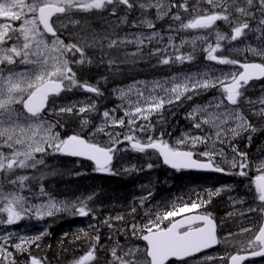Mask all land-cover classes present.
Listing matches in <instances>:
<instances>
[{"label":"snow or ice","instance_id":"obj_1","mask_svg":"<svg viewBox=\"0 0 264 264\" xmlns=\"http://www.w3.org/2000/svg\"><path fill=\"white\" fill-rule=\"evenodd\" d=\"M161 21L167 22L166 29H158ZM181 33L196 34L189 38ZM234 42L244 46L233 47ZM186 45L190 51L182 50ZM198 53L206 61L240 70L133 81L112 90L121 101L118 106L100 111L96 98L104 96L102 83L123 74L125 67L145 59H155L157 65L191 63ZM100 68L107 74L95 83L83 78ZM257 80H264V0H0V225L59 213L91 217L96 224L71 236L64 233L60 241L62 251H68L65 240L81 246V254L69 264H188L191 259L197 264H244L250 257H264V159L253 164L239 147L241 140L250 147L253 136L264 132V87L256 99L247 95L250 82ZM209 90L219 95L193 103ZM74 91L91 95L56 103ZM186 104L189 130L169 142L165 112L175 116L172 110ZM73 122L76 129L66 133ZM158 124L161 130L155 135ZM129 150H152L178 172L246 177L247 191L233 196L235 186L221 185L148 207L154 191L142 185L146 195L135 198L127 213L99 220L95 191L58 200L41 182L57 174L42 171L48 169L47 158L56 155L85 158L94 162L93 171L109 175L155 167L132 164L116 170L114 159ZM27 193L46 199L33 203ZM222 193H229L234 209L227 217L242 218L237 230L224 236L219 235L224 220L218 222L207 210ZM139 208L145 209L142 222L136 219ZM102 226L110 230L108 245L101 243ZM48 235L46 229L33 236L0 235V264H50L47 256L33 254ZM220 244L232 250L197 259Z\"/></svg>","mask_w":264,"mask_h":264},{"label":"rangeland","instance_id":"obj_2","mask_svg":"<svg viewBox=\"0 0 264 264\" xmlns=\"http://www.w3.org/2000/svg\"><path fill=\"white\" fill-rule=\"evenodd\" d=\"M165 28H166V26H165ZM220 28H223V30H227L225 25H223V27H220ZM182 34H184V35H181V34L180 35L181 36H187V33H182ZM195 34L196 33H190V35H188L187 37L190 38L192 35H195ZM179 42H180V39H179V37H177L176 43L179 44ZM247 42L255 44L254 39H250ZM243 46H244L243 44H237L235 42L233 43V47H241L242 48ZM182 50L187 52V51H190L191 49H190V46L186 45ZM225 54H227V53H225ZM200 55L202 58L199 56V53H198L197 59L191 63H184V64L174 63L172 65H157L156 60L152 59L147 68H140L139 67L140 61H138L133 66L125 67L122 70L123 74L118 75V76L113 77V78H110L106 83H103V85L101 86L102 91L104 92V96L102 98H96L100 111L102 112L104 109H112V108L118 106L121 103V101L118 99V97L115 94H113L112 90L116 87H127L128 85H131L133 83V81H151L154 79H163L166 77H170L172 75L185 74V73L197 72V71H205V70L214 71L217 76L221 75L222 72L228 73V72H232V71H238V70H236L237 67H235V66L217 65L214 62L206 61L204 59V56L202 54H200ZM234 58L243 59L244 57L242 55L236 56L234 54ZM248 58L250 60L253 59L251 54H248ZM147 61H148L147 59L142 60L141 64L143 63V65H145V63ZM124 70H126V71H124ZM255 87H261L262 88V87H264V85H259V86L254 85L248 89H252ZM248 92H249V90H248ZM86 95H91V94H85L81 91H74L73 93H68V94L62 95L61 98L56 100V103L59 105V104L66 103L68 100H84ZM218 95H219V93L217 90H209L208 92L203 93L200 97L194 98L193 103H200V104L206 103L213 96H218ZM260 95L261 94H258L255 97V99ZM100 106H103V108L102 107L100 108ZM186 108H187V106L185 107V109ZM187 110H188V108H187ZM169 112H170V115L166 117L167 122L172 117V112L171 111H169ZM117 115L121 116V115H123V113L117 112ZM154 119H156V118H154ZM94 122L98 124V123H100V120L98 118H94ZM188 123L190 124L189 121H188ZM76 127H77V123L73 122L68 126V128L65 130V132L66 133L70 132L71 130L76 129ZM115 130L116 131H124V129H120V128H117ZM160 130H161V126L158 124L156 133H154V134L158 135ZM163 130L165 132L167 131L166 133H170V135L165 136V139L168 140L169 142H174L175 139L181 135V133H180L179 135L175 136L174 135L175 132H171L170 129H167V123L163 126ZM188 130L189 129H187L186 131H188ZM100 139L106 140L107 138L102 137ZM245 145H246V142H245V144L241 145V141H239V147L242 151L248 152V150H250V149H252V153H253V149L256 151V153L254 155L253 154L249 155L250 159L253 161V164H255V162L258 159H264V152L260 153V151L264 150V138L252 140L250 147H246ZM51 157H55V156H51ZM147 163H153L155 165V167L152 169H147L146 167H144V166H146ZM132 164H135L138 167H144L143 171L133 172L131 174H128V176L132 177L131 182L136 183L134 186V189L132 186H130L129 188L126 189V192H125L119 186V184H117L116 186L113 187V189L111 188L113 190L112 194H108V192H107L108 187H105V185H104L102 190L104 191V189H106L105 193H107V198H112L111 196H116L119 200L125 202L126 200H128L130 198L129 196L131 195V193L133 191L134 192L132 193V196H134L136 194H138V195L143 194L144 195V192L146 195V191L143 192V188L141 186L147 185L148 183L153 182L154 187L152 189L154 191V194L156 192H158L159 197L161 198V201H170V200L174 199L175 197L184 195L185 193H184V190H182V189L185 188L186 185L190 184L185 179L182 180V179L175 177L177 175H175L174 171H171V170L168 171L166 168H164V165L161 163L158 155H156L152 151H149L147 154L136 153V152H133L131 150L122 151L121 153L118 154L117 159H116V163L113 166L116 170H120L122 168L129 167ZM91 168H93V167H91ZM52 170H55V169H52ZM55 171L57 172V174L56 175H50V178L52 181L50 180L49 185H50V194L53 197H55L56 199H58V200H64L65 198L73 199L74 196L73 197H70V196L74 195L75 190H76V193L78 196L81 194L86 195V192L87 193L92 192V191H90V187H89L90 183H91L90 179L87 180V183H81L79 185L76 183L72 184L71 182L73 180L71 179V177L74 176V174H70L69 172H66V174H59V173H64L65 171H62V170H55ZM177 173L180 174L178 171H177ZM93 175H97L100 177V176H104V175H106V176H124L126 174L109 175V174H101V173L94 172ZM157 176L159 178L158 181L155 180L157 178ZM240 178H242V177H240ZM245 179H248V178H245ZM60 180L66 181L67 184L61 185ZM122 184L124 185V182ZM164 185H166L167 187L172 186V187L176 188L177 191H175V195L172 194L170 192V190H168L166 188L162 189L160 192L157 190V187L164 186ZM115 190L122 191L123 193L120 194V193L116 192ZM33 191L37 193L38 187L34 188ZM94 191L96 192V190H94ZM246 191H247V188H246ZM27 194L31 197L33 203H40L41 200L46 199L45 197L42 198V197L32 196L31 193H27ZM155 200H156V198H155ZM94 203H95V207L97 209V215H98V213H100V211L105 210V211H107V216H108V215H116L117 213H121V214L127 213L130 206H132L135 203V199L132 198V200L128 201L127 204L117 203L116 206H118V208H116L113 203L101 202L99 200H98V202L95 201ZM220 204L224 205L226 210H228L230 212L229 201L228 202H222ZM217 209H218V207H217ZM214 211L218 217L220 216L219 219L224 220V223L222 225V230L233 231V232H235L237 230L235 228L236 223H238L242 219L239 220L237 217H232V218L225 220L222 215H219L218 212H216V209ZM231 211H233V210H231ZM144 212H145V209H143V208L138 209V214L136 216V219L138 218V221H142V218L144 216ZM60 216H68V214L67 213H60ZM50 218H52V217H45L43 220H37L35 218H25V219L19 221L17 224H14V225H1L2 227H0V235L11 232V233H16L18 235L33 236V235H36V234L44 231L45 229L51 234L52 229H53V224L50 221ZM53 218L55 219V217H53ZM131 220H132V217L126 215V221L131 222ZM36 222H38V223L35 224ZM118 223H119V225L117 224L118 227H123V224L121 222H118ZM54 224L56 225V223H54ZM4 226L10 227V228H12V230H4ZM100 234H101V243L105 244L107 238L110 235V232L105 233V231L102 230V227H100ZM48 236H50V235H48ZM122 237L125 238L124 236H122ZM136 243H139L141 245V243L139 241L138 242L136 241ZM78 249L79 248H72V250H70V252L71 253L73 252V253L70 256L69 261L73 258L74 255L81 254V251H79L76 254ZM231 250H232L231 248H228L226 245H224L221 247V249L215 251V253L212 255H216V256L224 255L225 252H229ZM34 255H36V254H34ZM101 256H103V253H101ZM50 264H52V263L50 262ZM54 264H58V263L54 262ZM188 264H197L196 259L188 262Z\"/></svg>","mask_w":264,"mask_h":264},{"label":"trees","instance_id":"obj_3","mask_svg":"<svg viewBox=\"0 0 264 264\" xmlns=\"http://www.w3.org/2000/svg\"><path fill=\"white\" fill-rule=\"evenodd\" d=\"M106 72L105 69L100 68V69H93L91 72H88L84 75L83 78L89 79L90 82H94L96 81L100 76H102L104 73ZM187 106V108L190 106L189 104L184 105L181 108H176L173 109V111L176 112V115L173 116L168 120L167 122V129H170L171 132H175V136L180 134L181 132L185 131L186 129H188L189 124L187 122V120L184 118L185 116V112L187 110V108L185 109V107ZM170 112H166L165 113V117L169 116ZM167 132V131H166ZM129 178H132L131 176L127 177L126 175L124 176H100L99 180H103L105 183V187H108V194H112L113 192V187L116 186L117 184H119V186L126 192V189L129 188L130 186H133L134 188V183L131 182V180ZM125 183V187L122 184L123 182ZM101 185V184H100ZM123 185V186H122ZM112 188V189H111ZM116 192L122 194V191L119 190H115ZM106 189H104V191L102 190V195H106L107 193ZM63 235H58L56 238H51L49 240V242L47 243V245H45L43 248H41L40 250H36L33 251L35 253H40L41 255L46 254L45 256L48 257L49 261L51 262H55L58 264H64L66 262L69 261V258L71 256L70 250H72V248H68L71 246H68L67 249L68 251H62L61 246H60V241L62 239ZM48 245H51V247H47ZM65 241H64V245L63 247L65 248Z\"/></svg>","mask_w":264,"mask_h":264},{"label":"flooded vegetation","instance_id":"obj_4","mask_svg":"<svg viewBox=\"0 0 264 264\" xmlns=\"http://www.w3.org/2000/svg\"><path fill=\"white\" fill-rule=\"evenodd\" d=\"M159 26V24L157 25V27ZM51 160V157H48L47 158V165H48V169H42V171H51L52 169H55V170H62V171H65L64 173H59V174H66V172H69L70 174H73V172L71 171V169L68 168V165L63 163V162H53V161H50ZM76 166H92V165H89L88 163H83V162H78L76 164ZM81 176L80 177H74L72 176L71 179L73 180L71 183L73 184H81V183H84L80 180ZM56 179V178H55ZM63 179V178H62ZM93 179V178H92ZM61 181V185H66V181H63V180H60ZM230 182L233 183V186H235V191H233L232 194L233 196H237V195H240V196H243L246 192V185L249 183V180L248 179H239V180H229ZM44 185H45V188L46 190L50 193V185H49V182H50V176H47L43 181H41ZM92 182H94V185H90V191H94L96 185L98 184V180H92ZM39 191V190H38ZM37 191V193H38ZM88 191V190H87ZM97 193V191H96ZM229 195V193H222V196H227ZM74 198L77 195L76 193V190L74 191V195H71L70 197H73ZM43 198V197H42ZM223 202V200H221ZM213 204L218 207V210H216V212H218L219 215H222L224 217L225 220L229 219L227 217V213L229 212L228 210H226V208L224 207V205L220 204L219 202L217 201H213ZM231 210H234L233 209V206L230 204V211ZM69 215V214H68ZM72 216V215H70ZM60 217H64L65 216H60ZM88 219H90V224H95L96 220H93L91 217H80L79 220H80V223L78 222L77 219H72L70 220L69 222H65V220L63 221L62 223V227H70L69 228V231H67L66 229L63 230L62 234L64 235V233H68L70 236L71 234L73 233H76L79 229L81 228H87L88 225H89V222H88ZM239 220L242 219V218H238ZM240 223V221L238 223H236V229H237V226L238 224ZM77 225H80V226H77ZM77 226V227H76ZM0 227H2L0 225ZM4 230H12V228L10 227H6L4 226ZM223 234L225 235L228 231H225V230H222ZM65 248H67L69 245V241L68 240H65ZM46 244V241H45V238L43 239V241L41 242V247H44ZM77 246H79V243H77L76 245L74 246H71V247H68V248H77ZM248 264H264V258H259V259H256V260H252V261H249Z\"/></svg>","mask_w":264,"mask_h":264},{"label":"water","instance_id":"obj_5","mask_svg":"<svg viewBox=\"0 0 264 264\" xmlns=\"http://www.w3.org/2000/svg\"><path fill=\"white\" fill-rule=\"evenodd\" d=\"M74 158H77V157H74ZM81 159H85V158H81ZM85 160H87V159H85ZM89 161V160H88ZM92 162V161H91ZM94 163V162H93ZM113 163H114V161H113ZM170 168V167H169ZM171 169V168H170ZM173 170V169H172ZM193 171H196V170H193ZM201 172H208V171H201ZM251 258V257H250Z\"/></svg>","mask_w":264,"mask_h":264},{"label":"bare ground","instance_id":"obj_6","mask_svg":"<svg viewBox=\"0 0 264 264\" xmlns=\"http://www.w3.org/2000/svg\"><path fill=\"white\" fill-rule=\"evenodd\" d=\"M107 73H104L103 75H106ZM127 177H129L128 175H126ZM130 180H132L131 178H129ZM125 184V183H124ZM105 185V184H104ZM106 186V185H105ZM124 187H125V185H124Z\"/></svg>","mask_w":264,"mask_h":264}]
</instances>
